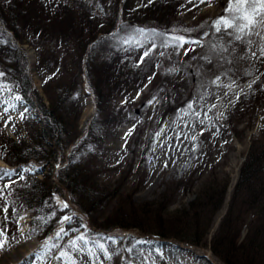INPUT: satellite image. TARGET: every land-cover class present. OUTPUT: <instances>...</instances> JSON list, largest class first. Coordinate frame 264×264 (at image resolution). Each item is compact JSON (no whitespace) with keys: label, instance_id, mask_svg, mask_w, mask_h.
<instances>
[{"label":"rangeland","instance_id":"1","mask_svg":"<svg viewBox=\"0 0 264 264\" xmlns=\"http://www.w3.org/2000/svg\"><path fill=\"white\" fill-rule=\"evenodd\" d=\"M130 1L133 6H143L156 0ZM228 6L229 0L210 3L209 0H182L176 7L174 16L165 24L170 28L181 27L193 36H179L161 43L156 50L157 58L151 61L150 72L140 87L115 94L107 102L106 112L121 111V114L107 127L103 140L95 148L83 149L88 154L81 168L85 175L83 190L72 192L59 180V172L76 141L55 151L49 161L28 159L26 163L11 166L2 160L8 152L4 138L40 152L43 147L34 140L39 126L33 109L21 98L17 84L0 74V180L8 185L22 172L28 178L45 180L52 189L48 219L54 223L48 235L40 236L45 222L42 220L36 226L33 208L18 203L19 199L9 190L5 194L8 208H0V243H3L0 261L4 255L14 258L3 264H16L20 257L17 264H172V261L173 264H224L210 252L208 241L226 212L247 151L252 143L264 140V55H261L264 24L257 27L258 45H247L244 53L248 56L243 57L239 54L237 36L243 37L247 32L241 34L236 30L235 25L240 21L233 28L225 29L221 25L217 31L216 21L231 15L226 11ZM97 9L102 12L100 4ZM122 18L123 12L118 10L116 28ZM199 31L202 33L197 38L195 34ZM208 33L213 37L209 41L211 48L217 49L223 44L222 47L237 55V60H233L232 68L226 64V68L215 73V67L208 66L207 58H202L200 66L212 72L211 77L200 81L193 78L189 84L186 70L179 63H184L185 68L190 65ZM133 37L134 33L122 37L125 47L121 54H125L127 64L138 65L145 52L154 48L156 40L150 36L136 41ZM18 42L27 60L26 69L35 97L44 105L48 106V99L55 95H63L64 84L72 83L70 78L74 80L76 85L69 98L74 109L68 119L78 139L85 136L95 112L86 76L90 43L76 74L77 42L69 41L70 46L68 42L55 41L51 54L24 38ZM128 42H132L135 50ZM242 59L249 62L247 70ZM253 69L256 72L251 74ZM181 85L187 89L189 85L200 86V89L190 93V98L178 105L171 117L160 118L158 105L174 100L177 93L172 88ZM143 98L149 99L146 104ZM52 142L42 141L50 149ZM211 174L226 176L228 184L223 202L202 238L206 246L154 235L158 229L154 220H168L166 224L173 221L174 212L193 199L201 183ZM150 202V210L144 213V204ZM251 213L246 214L238 241L244 236L248 222L256 218ZM116 215H123L128 227L117 224L107 229L100 227L109 223L108 218L116 221ZM260 259L264 264V254Z\"/></svg>","mask_w":264,"mask_h":264},{"label":"trees","instance_id":"2","mask_svg":"<svg viewBox=\"0 0 264 264\" xmlns=\"http://www.w3.org/2000/svg\"><path fill=\"white\" fill-rule=\"evenodd\" d=\"M181 1L156 0L143 6H133L130 0H0V74L17 84L21 98L33 109L39 126L35 129L34 140L39 147H43L40 152L34 147L19 146L9 138H4L2 141L7 145L8 152L1 157L2 160L9 165L26 163L28 159L49 161L55 151L62 150L78 137L73 123L68 119L74 109L71 105L73 101L69 98L76 83L70 78L72 83L64 84L63 95L59 93L57 97L55 95L53 99H48V106L40 102L38 97H35L31 77L26 69L27 60L18 44L19 40H28L41 51L45 50L46 54H51L49 52L56 47L55 41H65L70 46L72 42L69 41L77 42L76 74L81 69L82 54L90 43L86 53V76L95 101V112L86 135L76 144L59 172V180L66 188L72 192L83 190L85 175L81 168L87 158L85 155L88 156L83 153V149L88 147L91 151V148H95L103 140L107 127L121 114V111L106 112L107 102L115 94L140 87L142 80L150 72L151 61L157 58L156 50L160 48L161 43L177 39L179 36H193L181 27L170 28V25L165 24L174 16ZM98 4L101 5L102 12L97 9ZM118 10L123 12V18L116 28ZM141 13L143 14L140 17ZM258 26L259 24L239 39L241 56H248L244 53L247 45H258ZM133 33L132 39L136 41L150 36L156 40L154 48L145 52L138 65L134 62L127 64L125 54H121L125 47L122 37ZM200 33L202 32H197L195 37L199 38ZM210 35L206 34L199 54L192 58L189 66L185 68L184 63H179L184 67V72L186 70L189 84L193 78L198 81L210 79L212 72L200 66L202 58H207L208 66L215 67V73L226 68V64L232 68L233 60H237V55L231 54L229 48L222 47L223 44L220 48H211L209 41H212L213 37ZM128 44L135 50L132 48V42ZM133 46L137 47L136 44ZM242 60L244 69L247 70L249 62ZM246 63L248 64L245 65ZM255 72L253 69L251 74ZM189 86L188 89L185 85L172 88L177 93L175 99L182 97L180 100L171 99L160 103V118L171 117L175 108L190 98V93H197L200 89V86ZM148 100L142 99L144 104ZM126 111L129 114L133 112L129 109ZM50 140H53L52 149L42 143ZM16 178L8 185H4V181L0 180V208H8V197L6 198L5 194L10 190L19 199L18 203L33 208V223L36 226L42 220L45 222L44 228L40 229V236L48 235L54 224L48 219L52 207L50 185L43 179L28 178L25 172ZM180 184L182 183L177 185ZM227 184L226 176H208L199 186L193 199L174 212L173 221L166 224L168 220H154L158 227L154 235L175 238L194 246H206L202 238L208 233L213 216L223 202ZM151 206V202L144 204V213L148 212ZM248 212H253L256 218L248 222L244 236L238 241L240 228ZM123 215H116V221L108 218L109 223H103L100 227L107 229L114 224L128 227ZM208 248L224 264H263L260 256L264 254V140L257 144L252 143L240 164L226 212L211 234Z\"/></svg>","mask_w":264,"mask_h":264},{"label":"snow or ice","instance_id":"3","mask_svg":"<svg viewBox=\"0 0 264 264\" xmlns=\"http://www.w3.org/2000/svg\"><path fill=\"white\" fill-rule=\"evenodd\" d=\"M210 2L211 0H209V3ZM226 11L231 13V15L230 17L221 16L216 21L217 31L220 30L221 25H223L225 29L233 28L236 21H240L235 27L241 34L254 29L257 24H264V0H229V6ZM256 34L259 35V33ZM241 38L242 36H237V39ZM183 42L186 43V41ZM261 55H264V49H261ZM64 219L67 220L69 218L65 217ZM81 239L83 238L81 237ZM2 247L3 243H0V248Z\"/></svg>","mask_w":264,"mask_h":264},{"label":"bare ground","instance_id":"4","mask_svg":"<svg viewBox=\"0 0 264 264\" xmlns=\"http://www.w3.org/2000/svg\"><path fill=\"white\" fill-rule=\"evenodd\" d=\"M23 252L21 251V253L19 254V256L22 254ZM16 255V254H15ZM4 257V259H2L1 261H0V264H3V262L5 261H10V260H12L14 257H13V255H9V256H7V255H4V256H2V258ZM22 259V257H20L19 258V260H21ZM19 260L17 261V262H15L16 264L19 262ZM172 264H173V261H172Z\"/></svg>","mask_w":264,"mask_h":264}]
</instances>
